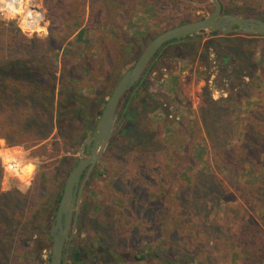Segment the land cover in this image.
Masks as SVG:
<instances>
[{
	"label": "rangeland",
	"instance_id": "rangeland-1",
	"mask_svg": "<svg viewBox=\"0 0 264 264\" xmlns=\"http://www.w3.org/2000/svg\"><path fill=\"white\" fill-rule=\"evenodd\" d=\"M220 1L227 11L264 18V0ZM23 3L15 15L6 7V0H0V27L5 29L0 30V62L23 59L39 67L44 81L19 85L23 90L12 89L13 94L7 96L3 118L6 128L0 136V190L21 197L16 208L6 199L0 201L3 213L0 264H50L52 240L47 242L42 232L45 219L42 216L32 226L27 202L38 179L63 165L64 174L50 182L45 194L53 204L63 192L69 173L66 169L81 156V146L65 141L56 127L48 136L49 130L44 129L46 121L56 120L65 98L64 90L70 88L87 97L90 104L85 111L97 115L120 77L156 35L185 19L208 16L215 4L212 0H24ZM30 6L39 8L43 16L37 30L32 31L26 29V11ZM15 25L26 40L10 45L11 37L6 35ZM203 35V40L199 35L198 39L183 38L168 45L161 56L152 59L139 88L140 95L132 103L134 119L116 127L111 142L86 180L76 207L77 229L67 246H90L98 253L104 241L120 256L91 253L80 264H162L154 252L180 244L189 254L199 253L200 259L209 255L211 260L206 264H241L239 249L229 244V238L236 235L241 221L247 217L264 229V212L247 202L253 201L249 191L242 194L227 180L222 206L214 202L204 212L219 220L222 232H201L202 210L182 208L190 204L189 192L199 182L201 171L223 177L212 160L209 136L226 133L224 129L247 118L249 112L264 111L263 61L252 78L224 79L221 61L215 54L211 53L206 61L202 58V46L211 38V31ZM253 39L258 50L264 47V35ZM234 93L238 98L233 99L227 110L210 106L209 101H228ZM100 99L104 103L99 104ZM36 111L41 121L38 126L32 123ZM216 127L225 128L216 131ZM81 131L82 128H75V133ZM91 150L92 145L88 154ZM251 167L254 169L239 178L241 183L256 185L264 176V153ZM148 206L154 210L146 211ZM159 222L169 229H161ZM173 229L179 232L171 237L175 242L170 240L169 230ZM178 239L185 240L179 243ZM131 252L152 255L133 261L129 258ZM71 262L68 259L65 264Z\"/></svg>",
	"mask_w": 264,
	"mask_h": 264
},
{
	"label": "trees",
	"instance_id": "trees-1",
	"mask_svg": "<svg viewBox=\"0 0 264 264\" xmlns=\"http://www.w3.org/2000/svg\"><path fill=\"white\" fill-rule=\"evenodd\" d=\"M231 12L223 8V13ZM232 14H237L248 18H255L254 15L248 13L232 12ZM262 20H264V18H262ZM190 21L193 20L185 19L181 22V24ZM174 26L176 25L171 27ZM171 27H168L165 30ZM0 30L2 31L5 29L4 27H0ZM8 35L11 37V40L9 41L10 45H15L16 43L22 44V40H26L21 29L17 25H15L13 29H8L6 36L8 37ZM198 36V34H193L182 38H176L167 42L160 50H158L159 52L156 54V57L153 61H155L157 57L161 56L162 50H164L166 46L181 42L184 39H198ZM203 36L204 35H202V40ZM253 36L261 35L237 33L231 34L223 32L211 34L209 41L204 43L202 46V58L206 61L209 59L211 53L215 54V57L221 61V69L224 71V79L234 78L235 80H241L242 78L246 77L252 78L254 77V74L258 68H260V62L263 61L264 64V47L258 50V47L256 46V40L253 39ZM193 49L196 51L197 46H195ZM145 73L136 83V85L129 89L122 97L117 110L118 118L116 127L122 126L127 120L130 122L134 119V111L131 109L132 103L136 97L140 95L139 88L145 78ZM43 81L44 76L39 70V67L29 65L23 59H11L9 61L0 62V136L4 133V129L6 128V121L4 122V119L7 111V96L10 97V95L13 94H11L10 90L22 89L19 87V85H23L25 83L40 84L43 83ZM239 84H241V82ZM242 91L243 89L239 92ZM16 92L18 91L16 90ZM64 92L65 98L62 99L60 109L57 110L58 114L56 120L54 122L46 121V124L43 123L45 124L44 129L47 128V130H49L46 136L50 134L49 132H51L50 130L53 127H56L65 141L71 142V144L77 146H81L83 141L90 137L89 132L94 134V132L97 130L100 117L102 115V110H98L97 115L91 116L87 111H85L90 104L87 97L83 96L82 94L75 93L70 88H66ZM234 98H238L236 97L235 93L230 95L228 101H209V103L210 106L215 110H217V108H215L217 106L218 108L224 107L225 110H227L230 106H232L231 103L234 102ZM33 100L36 101V99ZM100 103H104V99H100L99 104ZM249 113L250 115L247 118L237 120V122L232 125L229 123L228 125H231L232 128L230 127L224 129L225 127H216V131H221L224 129V131H227L226 133H219L218 136L212 133L209 136L214 154V159L212 158V160L216 162V169L222 173L223 177L211 171H201L199 174V176H201L199 182L195 184L192 190L189 192L190 195L188 200H190V204H186L187 206L183 205L182 208H191L196 210V212H198V210H202L204 214V212H207L208 210L207 207H212L211 204L214 202H216V204L219 202L220 206H222V200L225 199L224 193H226L227 190L224 180H227L230 181V184L233 186V188L238 189L242 194L245 192V190H248L249 194H251L253 197V201L248 200L247 202L252 208H256V210L262 209L264 212V176L260 177L256 185H251L249 183L244 184L239 180L244 172L254 169V167L251 166L258 162L260 155L264 153V111L255 110ZM203 117L205 119V114ZM32 118L33 125L36 124V126H38V124H40L39 122H41L39 121V111H36L32 115ZM77 127L79 129L82 128V131L79 134L75 133V128ZM34 129L36 130V128ZM207 130L209 133H211L210 131L212 129L208 128ZM230 133L233 134L232 137L229 136ZM9 144L15 143L10 142ZM75 165L76 164L71 165L68 168L66 167V170L70 172V170ZM62 166L56 168L55 170L53 169L50 171V174L44 173L38 179L36 189L32 192L29 202H27V210L30 213L29 220L32 226H35V223L42 216L43 219H45L42 232L45 233V239L47 242L52 240V235L49 228H51L56 221V211L62 194L57 196V198L53 201V204L50 198L46 197L45 194L49 188L50 182L55 178L60 179L59 176L64 174L65 171H63L64 168ZM247 166L250 167L248 168ZM1 179L2 172L0 170V184ZM16 195L18 194L13 195L12 191L2 192L0 190V201L2 200L3 202V199H6V202L12 204L14 208H16L20 204L19 198L21 197L20 194L18 196ZM1 208L2 207H0V217H3ZM145 210L153 211L154 208L153 206H148L145 208ZM157 222L158 221H156V223ZM200 222L202 224L201 232L204 231L205 233L212 230H218L220 232L223 231V228L219 226V220L211 217L207 213L203 215ZM159 227L164 231L169 229L165 224L163 228V225L160 224V222ZM176 230H169V232H171L170 240L172 242H175V240L171 237L178 236L179 234V232ZM237 230L238 231L236 232V235L231 239L229 238V244H231L233 248L239 249V262L241 264H264V229L259 224V222L248 217L244 218ZM223 234L225 233L223 232ZM182 240L178 239L179 243H181ZM163 243L165 242H162V244ZM91 253L95 255H99V253H101L104 256L110 257L120 256L117 251L111 249L110 246H107L103 241L101 242L98 253H96L95 249L90 246L89 248H67V250L65 248L64 263L68 259L72 261V264L83 263ZM149 254L152 255L150 252L142 253L141 255L131 252L129 253V258L133 261H141L146 260ZM154 255L161 260L162 264H206L207 261L211 260L209 255L200 259L199 253L189 254L187 248L182 244L178 245L177 247H170L169 249L168 247H165L164 249H160L159 252H154ZM121 256L124 255L121 254Z\"/></svg>",
	"mask_w": 264,
	"mask_h": 264
},
{
	"label": "water",
	"instance_id": "water-1",
	"mask_svg": "<svg viewBox=\"0 0 264 264\" xmlns=\"http://www.w3.org/2000/svg\"><path fill=\"white\" fill-rule=\"evenodd\" d=\"M214 10L206 17L171 27L156 35L142 50L137 61L118 80L107 99L99 126L95 133L83 141L80 159L70 170L64 183L63 192L56 211V221L50 229L52 253L50 264H65V248L74 237L77 229L76 207L80 201L86 180L111 142L118 118V108L124 94L141 79L152 59L167 42L176 38L207 31L249 35H264V20L248 18L237 14L223 13L220 0H212ZM92 150L88 154L89 147Z\"/></svg>",
	"mask_w": 264,
	"mask_h": 264
},
{
	"label": "built area",
	"instance_id": "built-area-1",
	"mask_svg": "<svg viewBox=\"0 0 264 264\" xmlns=\"http://www.w3.org/2000/svg\"><path fill=\"white\" fill-rule=\"evenodd\" d=\"M24 0H6V7L17 15L20 9L24 6ZM26 29L29 31L37 30L38 25H40L41 20L43 19L42 12L37 7L30 6L26 11ZM24 30L25 28L21 26Z\"/></svg>",
	"mask_w": 264,
	"mask_h": 264
},
{
	"label": "flooded vegetation",
	"instance_id": "flooded-vegetation-1",
	"mask_svg": "<svg viewBox=\"0 0 264 264\" xmlns=\"http://www.w3.org/2000/svg\"><path fill=\"white\" fill-rule=\"evenodd\" d=\"M77 209V208H76ZM76 212V215H77V210L75 211ZM67 248H69L68 246L66 247V250H67ZM67 262V261H66Z\"/></svg>",
	"mask_w": 264,
	"mask_h": 264
}]
</instances>
